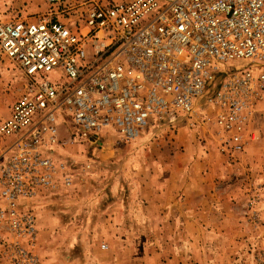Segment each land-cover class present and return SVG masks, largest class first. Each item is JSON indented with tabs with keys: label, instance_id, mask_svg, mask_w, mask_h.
<instances>
[{
	"label": "built area",
	"instance_id": "built-area-1",
	"mask_svg": "<svg viewBox=\"0 0 264 264\" xmlns=\"http://www.w3.org/2000/svg\"><path fill=\"white\" fill-rule=\"evenodd\" d=\"M49 3L48 15L0 21V65L23 77L0 119V253L12 264H37L25 205L72 185L64 147L134 141L204 99L201 123L234 158L264 97V0Z\"/></svg>",
	"mask_w": 264,
	"mask_h": 264
},
{
	"label": "rangeland",
	"instance_id": "rangeland-1",
	"mask_svg": "<svg viewBox=\"0 0 264 264\" xmlns=\"http://www.w3.org/2000/svg\"><path fill=\"white\" fill-rule=\"evenodd\" d=\"M51 11L49 0H0V21ZM22 80L0 65V119ZM204 103L193 118L150 126L134 141L64 147L72 185L25 205L36 217L37 264H264V97L234 158L201 123ZM152 186L159 190L149 204ZM0 264L12 263L0 253Z\"/></svg>",
	"mask_w": 264,
	"mask_h": 264
},
{
	"label": "crops",
	"instance_id": "crops-1",
	"mask_svg": "<svg viewBox=\"0 0 264 264\" xmlns=\"http://www.w3.org/2000/svg\"><path fill=\"white\" fill-rule=\"evenodd\" d=\"M23 6V10H21V12L23 11L24 12V10H27V9H29V5H27V6H24V5H22ZM144 190H145V188H142V187H140V189H139V193H140V195H141V198L143 197V194H144ZM147 190V189H146ZM158 190H159V188H158V186L157 187H150V191H151V196L152 197H149V196H147V197H145V201L147 202V203H149V204H151V198H153L154 196H157V194H158ZM162 190V189H161ZM142 200V199H141Z\"/></svg>",
	"mask_w": 264,
	"mask_h": 264
}]
</instances>
